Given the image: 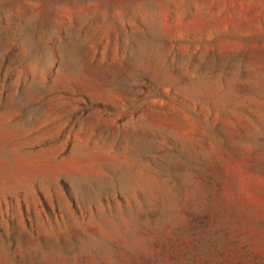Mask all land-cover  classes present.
Here are the masks:
<instances>
[{
	"label": "rangeland",
	"instance_id": "obj_1",
	"mask_svg": "<svg viewBox=\"0 0 264 264\" xmlns=\"http://www.w3.org/2000/svg\"><path fill=\"white\" fill-rule=\"evenodd\" d=\"M0 264H264V0H0Z\"/></svg>",
	"mask_w": 264,
	"mask_h": 264
}]
</instances>
